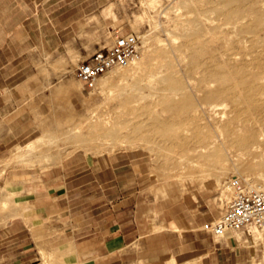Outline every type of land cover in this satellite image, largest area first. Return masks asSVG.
I'll list each match as a JSON object with an SVG mask.
<instances>
[{
  "label": "rangeland",
  "instance_id": "rangeland-1",
  "mask_svg": "<svg viewBox=\"0 0 264 264\" xmlns=\"http://www.w3.org/2000/svg\"><path fill=\"white\" fill-rule=\"evenodd\" d=\"M244 8L264 11V0H0V106L8 91L14 99L34 96L26 112L0 110V120L11 127L31 126L0 148V264L76 263L74 242L63 232L65 218H82L104 196L72 192L56 201L46 193L26 195L24 185L40 183L42 176L49 184L95 189L103 179L100 167L116 171L113 183L130 187L133 196L116 195L128 196L124 213L134 211L140 242L148 247L177 245L151 242L181 229L208 235L201 228L223 213L232 177L264 188V25L253 24L254 14L243 15ZM126 34L141 39L136 63L84 88L76 67ZM236 69L249 82L255 109L232 97L244 91L235 79L220 81L221 70ZM170 73L189 97L183 109L163 100L182 98L160 82ZM213 91L231 95L205 101ZM232 130L248 138L246 146L254 144L258 152L251 161L259 170H240L232 156L240 147L227 136ZM33 205L47 213L49 227L58 226L37 239V248L28 235H19L18 223L5 229ZM206 212L212 220L201 216ZM248 231L259 256L255 264H264V228Z\"/></svg>",
  "mask_w": 264,
  "mask_h": 264
},
{
  "label": "crops",
  "instance_id": "crops-1",
  "mask_svg": "<svg viewBox=\"0 0 264 264\" xmlns=\"http://www.w3.org/2000/svg\"><path fill=\"white\" fill-rule=\"evenodd\" d=\"M8 94L7 99L0 106V110L9 113L18 110L26 112V102L34 97L24 94L21 98L14 99L10 91ZM29 127L31 126L24 127L21 131L19 125L18 127H11L10 122H6L5 117L2 118L0 120V148L8 142L11 143L12 138L16 140L21 134L29 130ZM17 128H19L18 132L15 131ZM86 170L83 169V172ZM97 172L103 179L97 182L95 189H92L90 184L85 185L84 183L82 185L74 184L72 187L66 183L63 185L49 184L43 182V176L40 183L24 185L26 195L35 196L39 193H46L48 199L56 201L64 197L68 198L72 192H98L99 195L104 196L98 205L89 209L88 214L83 213L82 218L79 219L70 214L68 218H65L63 232L66 231L68 239H72L74 242L77 258L75 264H130L140 260L146 264H255L259 258L256 249H252L254 237L250 231L246 230L229 232L222 238H215L209 234L191 231L188 233L181 229L180 233L164 234L160 235L161 237L152 238V244L157 243V241H167L166 239L169 242L176 240L177 245L173 247L166 244L159 247H148L146 240H142V244L139 236V223L134 211L130 210L124 213L128 196L121 194L118 197L116 195L117 192H131L130 187L121 188L119 183H113V177L117 176L116 171L110 173L107 167L104 169L100 167ZM82 176L84 177L85 174ZM112 193L115 195H111ZM53 195L56 197L54 198ZM129 196L132 200L133 193L131 192ZM70 200L72 199H68V202ZM52 213L51 215L55 214ZM46 215L47 213L38 210L33 205V207L26 208L21 216L12 219L5 229L10 230L18 223L19 235H24V239L28 235L37 248V244L40 243L37 239H40L44 232L53 229L58 231V226L53 228L52 225L51 227L47 225ZM201 216H206L205 221L213 219V216L207 212ZM237 234L239 238L236 237ZM187 236H191L190 246H187ZM137 244L142 246L136 249L134 247Z\"/></svg>",
  "mask_w": 264,
  "mask_h": 264
},
{
  "label": "built area",
  "instance_id": "built-area-1",
  "mask_svg": "<svg viewBox=\"0 0 264 264\" xmlns=\"http://www.w3.org/2000/svg\"><path fill=\"white\" fill-rule=\"evenodd\" d=\"M141 39L136 34L116 35L110 48L96 51L75 69L84 88L93 89L98 79L113 69L132 66L139 58ZM232 197L221 216L202 226L212 237L222 238L229 232L264 228V191L246 186L239 178L229 180Z\"/></svg>",
  "mask_w": 264,
  "mask_h": 264
},
{
  "label": "bare ground",
  "instance_id": "bare-ground-1",
  "mask_svg": "<svg viewBox=\"0 0 264 264\" xmlns=\"http://www.w3.org/2000/svg\"><path fill=\"white\" fill-rule=\"evenodd\" d=\"M235 3H237V2H235ZM239 3H241V2H239ZM238 3V4H239ZM243 3V2H242ZM237 8V7H236ZM233 9V8H232ZM245 9H247V8H244V10ZM243 10V9H242ZM241 10V11H242ZM230 11V10H229ZM246 11V13L245 14H243V15H251L252 13L254 14V11L253 12H251V11H248V10H245ZM256 12H258V11H256ZM227 13H228V11H227ZM235 14L237 15V19H240L243 15H242V13L239 11V10H237L236 9V11H235ZM228 15V14H227ZM238 16H240L239 18H238ZM229 18V17H228ZM230 19V18H229ZM252 20V22H253V24H255V25H264V11H261V12H258V13H255L254 14V16H253V18H251ZM235 20V19H234ZM236 22V21H235ZM239 25H241V23H238ZM252 24V23H251ZM244 25V24H243ZM242 25V26H243ZM246 25V24H245ZM250 25V24H249ZM248 27V26H247ZM238 28V27H237ZM244 31H247V30H244ZM240 32V31H239ZM199 50V49H198ZM193 51L195 52V51H197V50H194L193 49ZM196 53V52H195ZM191 64H192V66H194V65H196V63L192 60V62H191ZM224 67V66H223ZM219 69L220 68H222L221 66L220 67H218ZM234 68H236V67H233L232 68V70L234 69ZM229 70H231V68L229 67L228 68ZM235 70V69H234ZM237 70V69H236ZM240 70V69H239ZM221 71H223V77H224V80H220V81H225V79H235L234 81H235V83H236V86L237 87H239V86H241V87H244V91H240L241 93L237 96V94H236V96H234V95H232V97H234V98H236L237 100H240V102H245L246 104H247V106L250 108V109H255V105L257 104V101H256V103L254 102V99L251 97V95L249 94V91L247 92L246 91V86H247V84L249 83L248 81H247V79H246V81H245V79H243L244 78V76L242 77V73H241V71H236V72H226V73H224V70H221ZM226 71H228L227 70V68H226ZM243 71H246V70H243ZM247 72V71H246ZM248 73V72H247ZM256 73V72H255ZM245 74V73H244ZM249 74V73H248ZM247 74V75H248ZM254 74V73H253ZM258 74V73H257ZM247 75H245V78H246V76ZM250 76V75H249ZM254 76H256V75H254ZM254 76H252V79H254ZM257 76H259V75H257ZM218 77H219V74H218ZM217 79V78H216ZM215 79V80H216ZM257 79V78H256ZM255 79V80H256ZM251 80V79H250ZM216 81H218V80H216ZM229 80H227V82H228ZM252 81V80H251ZM160 82L161 83H163L164 84V88H165V90L166 91H169L170 92V94H177V93H180V94H182V98L179 100V101H174L173 100V98H172V96H170V97H167V98H165V99H163L164 101H165V104H167L168 106H169V108H172V109H183L184 107H186L189 103H190V100H189V97L187 96V95H185V94H183L181 91H182V83L181 82H179V80H177V79H175L172 75H171V73L170 74H168V75H165L164 77H162V78H160ZM231 82V81H230ZM229 82V83H230ZM248 82V83H247ZM253 82V81H252ZM251 82V83H252ZM221 83V82H220ZM228 83V84H229ZM254 83V82H253ZM227 83H226V85H228ZM225 85V84H224ZM225 85V86H226ZM229 85H231V84H229ZM229 89H230V87H229ZM235 89H237V88H235ZM239 89H240V87H239ZM226 90V89H225ZM241 90V89H240ZM229 91V90H228ZM228 91H227V94L225 93V92H223V91H218V92H214V93H209L208 95H206V97L204 98V100L205 101H212V102H214V101H216V99H218V98H225L228 94H230V92L228 93ZM231 91H235L234 90V87H233V89L231 90ZM235 92H237V91H235ZM255 92V91H254ZM237 93H239V91L237 92ZM235 94V93H234ZM257 94V93H256ZM231 95V94H230ZM231 97V98H232ZM256 97H257V95H256ZM207 103V102H206ZM209 103V102H208ZM261 104V103H260ZM216 106H222V103H216L215 104ZM258 107V106H257ZM74 133V132H73ZM227 136H229L230 137V140H231V142L232 143H234L236 146H238V147H240V152H237V151H234L233 152V154H232V156L234 157V160L236 161V163H237V165H238V167L240 168V170L243 172V173H247V171L248 170H252V169H256V170H259L260 168H261V166L260 165H253L252 164V161H251V159L252 158H255L256 157V153L258 152V150L256 149V147H254L253 145L254 144H250L249 146H246L247 144L246 143H248V138H246V137H242L241 135H238V131L237 130H232V131H230L229 132V134L227 135ZM251 140H254V138H251ZM243 149H247V152H243L244 150ZM215 156H216V158H219L220 157V151H217L216 153H215ZM232 157V158H233ZM251 188H254V189H259V190H262V191H264V188H262L260 185H258L257 184V182L256 181H252V183H251V186H250ZM254 228V227H253Z\"/></svg>",
  "mask_w": 264,
  "mask_h": 264
}]
</instances>
